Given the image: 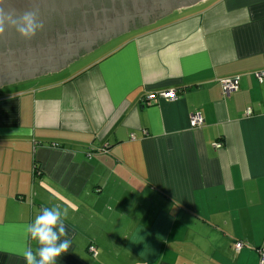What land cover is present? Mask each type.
Returning a JSON list of instances; mask_svg holds the SVG:
<instances>
[{
    "label": "crops",
    "instance_id": "obj_1",
    "mask_svg": "<svg viewBox=\"0 0 264 264\" xmlns=\"http://www.w3.org/2000/svg\"><path fill=\"white\" fill-rule=\"evenodd\" d=\"M167 16L68 75L72 63L1 91L0 264H26L24 225L54 205L72 239L56 264H261L264 0Z\"/></svg>",
    "mask_w": 264,
    "mask_h": 264
},
{
    "label": "water",
    "instance_id": "obj_2",
    "mask_svg": "<svg viewBox=\"0 0 264 264\" xmlns=\"http://www.w3.org/2000/svg\"><path fill=\"white\" fill-rule=\"evenodd\" d=\"M175 4L172 0H14L17 10L38 9L44 28L31 40L15 31L0 38V76L22 80L56 72L79 59L81 48L89 53L98 48L91 45L98 40L105 43L150 25L170 14Z\"/></svg>",
    "mask_w": 264,
    "mask_h": 264
},
{
    "label": "clouds",
    "instance_id": "obj_3",
    "mask_svg": "<svg viewBox=\"0 0 264 264\" xmlns=\"http://www.w3.org/2000/svg\"><path fill=\"white\" fill-rule=\"evenodd\" d=\"M43 28L38 9L17 10L14 0H0V38L15 31L22 39L31 40ZM67 217V209L42 206L34 220L24 225V239L36 244L35 249L25 246L19 253L26 264H56L57 258L69 251L72 239L65 224Z\"/></svg>",
    "mask_w": 264,
    "mask_h": 264
},
{
    "label": "built area",
    "instance_id": "obj_4",
    "mask_svg": "<svg viewBox=\"0 0 264 264\" xmlns=\"http://www.w3.org/2000/svg\"><path fill=\"white\" fill-rule=\"evenodd\" d=\"M256 77L261 81L264 82V70L258 71L256 73ZM239 81L240 77L235 76V77H230V78H224L221 79V86H222V91L223 94L226 97H229L233 92L237 91L239 88ZM178 98V93L176 90L170 89V90H163V91H157V92H151L148 93L145 96V101L148 104L156 103L160 99H166V100H176ZM247 115L252 114V109L248 108L246 110ZM204 123V118L200 113H193L190 118V124L191 127H199ZM215 146L217 148H220L222 145L221 143H216ZM245 246V243L242 241H238L235 243V250L239 252L243 247ZM90 251L93 254H97V249L94 246L90 247ZM260 252V263L264 264V251L259 250Z\"/></svg>",
    "mask_w": 264,
    "mask_h": 264
},
{
    "label": "flooded vegetation",
    "instance_id": "obj_5",
    "mask_svg": "<svg viewBox=\"0 0 264 264\" xmlns=\"http://www.w3.org/2000/svg\"><path fill=\"white\" fill-rule=\"evenodd\" d=\"M192 1H194V0H183L182 2H181V5H182V7H186V6H190V5H188V3H190V2H192ZM172 2L175 4L176 3V0H172ZM181 5H176L175 4V6L173 7L174 8V10H177L178 8V6H181ZM191 5H193V3L191 4ZM182 7H180V8H182ZM173 10V11H174ZM113 39V38H112ZM112 39H110V40H112ZM109 40V41H110ZM109 41H107V42H109ZM104 40L101 42V41H97L96 42V44L94 43H92L91 45H93V46H98V47H100L101 45H103L104 43ZM107 42H105V43H107ZM84 49V50H83ZM83 51V52H82ZM79 58H81L82 56H84V55H86L87 53H85V48L83 47V48H81V50H79ZM48 54V53H47ZM75 60H77L76 58H75ZM74 60V61H75ZM73 61V62H74ZM52 72H55V71H45V72H41V74L40 75H38V76H31V77H28V78H22V80L21 79H19L20 77L19 76H14V77H12V78H7V79H5L4 80V78H3V76H0L1 78H0V87H3V88H5V87H9V86H11V85H16L17 83H20V82H24V81H30V80H33V79H35V78H37V77H40V76H44V75H47V74H49V73H52Z\"/></svg>",
    "mask_w": 264,
    "mask_h": 264
},
{
    "label": "rangeland",
    "instance_id": "obj_6",
    "mask_svg": "<svg viewBox=\"0 0 264 264\" xmlns=\"http://www.w3.org/2000/svg\"><path fill=\"white\" fill-rule=\"evenodd\" d=\"M170 16H171V15H170ZM167 17H168V16H167ZM129 33H130V32H129ZM126 34H128V33H126ZM126 34H123V35H121V36H119V37H117V38H114V39L110 40V41L107 42V43H104L103 45H101L100 47L94 49L93 51L89 52V53L86 54V55H88L89 57L92 58V56L94 57V55L96 56V55H98V54H102L103 52H105V51H107V50L113 48L115 45H117V44L119 43V41H120L121 39H123V38H121V37H122V36L124 37V35H126ZM86 55H85V56H86ZM88 56H87V57H88ZM81 59H82V58H81ZM87 61H89V58H85V57H83V59H82L81 61H79L78 59L75 60V61H74V64H73V62H72L70 68H68V69H64L62 72H60V73H61V76L68 75L70 72H72V71L78 69L79 67L84 66V64H85ZM75 62H76V63H75ZM60 70H62V69H60ZM60 70H59V71H60ZM58 75H59V73H58ZM3 89H4L3 87H0V93H1V91H2Z\"/></svg>",
    "mask_w": 264,
    "mask_h": 264
}]
</instances>
